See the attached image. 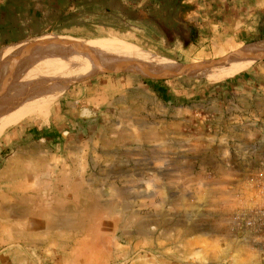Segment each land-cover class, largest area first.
Returning <instances> with one entry per match:
<instances>
[{"label": "rangeland", "instance_id": "rangeland-1", "mask_svg": "<svg viewBox=\"0 0 264 264\" xmlns=\"http://www.w3.org/2000/svg\"><path fill=\"white\" fill-rule=\"evenodd\" d=\"M259 18L192 28L188 57L160 53L121 22L9 46L58 34L152 60L102 55L82 70L79 60L27 70L32 55L0 60V118L68 86L44 110L22 107L0 136V264H235L222 260L224 247L248 239L246 216L264 202V55L234 76L210 72L251 60L240 55L264 44ZM80 109L96 118L80 119ZM22 158L26 167L14 163ZM253 249L249 264H264Z\"/></svg>", "mask_w": 264, "mask_h": 264}, {"label": "crops", "instance_id": "crops-1", "mask_svg": "<svg viewBox=\"0 0 264 264\" xmlns=\"http://www.w3.org/2000/svg\"><path fill=\"white\" fill-rule=\"evenodd\" d=\"M140 8H148L149 13L140 18L131 16L133 10ZM262 9L264 0H4L0 3V51L48 36L50 34L46 33L50 32H92L102 24L106 26V31H110L117 29L112 25L114 22H121L125 29L130 25L140 30L144 41L155 45L160 53L172 52L188 57L192 50L188 48L183 35L185 24L194 25L200 28L201 33H205L217 16H221L222 23L232 17L238 18L235 19L237 22L242 21L249 12L258 14V18L264 17L259 13ZM202 23L204 25L199 27ZM13 160L15 164L25 167L30 163L27 158ZM17 179L25 180L27 177ZM4 180L0 182L7 181ZM28 180L19 183L28 184ZM13 190L18 189L15 187ZM248 224L246 222L245 226V231H249L248 239L241 240L239 246L229 244L224 247L223 261L233 260L235 264L247 261L249 264V254L253 253V259V256L257 257L254 249L250 251L256 245V235Z\"/></svg>", "mask_w": 264, "mask_h": 264}, {"label": "bare ground", "instance_id": "bare-ground-1", "mask_svg": "<svg viewBox=\"0 0 264 264\" xmlns=\"http://www.w3.org/2000/svg\"><path fill=\"white\" fill-rule=\"evenodd\" d=\"M53 36L54 37H48V39L45 40V42H43L41 44L37 45L35 43L34 45L29 46L32 49V51H29L28 49L25 50L26 48H29L28 46L27 47L24 46L27 43L23 45L24 47H21L20 49H17V50H11V48L7 47L6 49H3L0 51V60H1V62L3 61L6 63L9 59L13 60V58H16V60H19L28 54L32 55L31 57L26 58L27 61H26V64L24 66L25 70L30 68L32 65L33 66L34 65L39 66V65H45V64H52L55 62H63L66 59H67V61H69L68 59H70V61L79 60L80 63L76 62L74 64L77 65L76 67L78 69L82 70L83 67L85 69H87V68L95 65L96 63H98V62H96L95 59H96V57L98 58L102 55H106L107 57L115 56L117 58L129 57V58H133L136 60L141 59V60H145V61L152 60V59H150L148 54H147L148 55L147 56L145 53H143L142 51H140L134 47L122 46V47H115V49L114 48H112V49L94 48V47L88 46L86 44L84 45L82 43H75L73 41L68 40V38L55 37L56 35H53ZM262 55H264V44L249 48L246 52H243V54L240 55L241 58L244 57V60H245V57L247 58V60H248V58H250L251 60H248L249 62L240 63L241 61L237 60V61H239L238 64H232V63L229 64L228 63L226 65V67H224L223 69H221L219 71H215V72H210V76L219 77V78H226V77L237 75V74L241 73L242 71H245L246 69H248L249 67H251L254 64V60H255L254 57H260ZM234 61L236 62V60H234ZM242 61H243V59H242ZM85 69H83V70H85ZM99 73H101V72H98L97 74H99ZM60 74H61V72H60ZM66 74H67V72L64 73V75H66ZM81 75H82V73H81ZM207 75H209V73H207ZM76 79L79 80L80 78L77 77ZM4 80H5V78H4ZM50 83H52V82H50ZM53 85H55V84H53ZM49 86H50V84H49ZM50 88H49V90H52ZM54 89H55V87H54ZM67 89H68V86L62 87L60 89H56L52 92L47 91L48 93L45 92L46 91L45 90L43 95L40 96V94H42L40 92L39 97L34 98L33 100L30 97L31 100L29 99L30 100L29 102L24 101L25 102L24 105H22V106L20 105V107H19V105H17L18 107H15V109L13 111H11L12 108L9 109L11 112L8 113L7 115H6V113H4V115H6V116H3L0 118L1 119L0 120V136L3 133L5 127L11 121H13L15 118L23 115V108L22 107L28 108L27 110L24 109L25 110L24 115L29 114L32 111L35 112V111L44 110V109L48 108L51 104H53L56 100H58L61 97V95H63V93ZM37 96H38V94H37ZM20 100H23V99H20V98L17 99V102H15V104L19 103ZM9 110H7V111H9Z\"/></svg>", "mask_w": 264, "mask_h": 264}, {"label": "built area", "instance_id": "built-area-1", "mask_svg": "<svg viewBox=\"0 0 264 264\" xmlns=\"http://www.w3.org/2000/svg\"><path fill=\"white\" fill-rule=\"evenodd\" d=\"M252 214V215H251ZM250 217H247L248 226L255 232V247L260 251L264 260V202L255 209V212L251 213Z\"/></svg>", "mask_w": 264, "mask_h": 264}, {"label": "trees", "instance_id": "trees-1", "mask_svg": "<svg viewBox=\"0 0 264 264\" xmlns=\"http://www.w3.org/2000/svg\"><path fill=\"white\" fill-rule=\"evenodd\" d=\"M192 28H195V27H194V25H191V24H185V26L183 28V35L185 36L187 45L195 43V37H193V35H192L193 34Z\"/></svg>", "mask_w": 264, "mask_h": 264}, {"label": "water", "instance_id": "water-1", "mask_svg": "<svg viewBox=\"0 0 264 264\" xmlns=\"http://www.w3.org/2000/svg\"><path fill=\"white\" fill-rule=\"evenodd\" d=\"M79 118L86 120V119H94L96 118V114L89 109H80L79 110Z\"/></svg>", "mask_w": 264, "mask_h": 264}]
</instances>
